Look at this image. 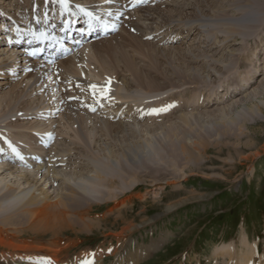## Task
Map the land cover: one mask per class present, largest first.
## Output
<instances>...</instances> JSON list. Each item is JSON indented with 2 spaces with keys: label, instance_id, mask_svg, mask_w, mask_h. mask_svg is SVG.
Returning <instances> with one entry per match:
<instances>
[{
  "label": "rangeland",
  "instance_id": "rangeland-1",
  "mask_svg": "<svg viewBox=\"0 0 264 264\" xmlns=\"http://www.w3.org/2000/svg\"><path fill=\"white\" fill-rule=\"evenodd\" d=\"M187 1L199 3V8L187 9L179 18L181 22L197 20L193 25H197L198 36H179L181 30L176 29L189 27L180 23L157 36L159 41L171 36L164 35L168 32L175 33V38L179 36L172 48H156L150 39L145 48H129L138 58L143 78L126 71L123 63L115 65L112 52L104 46L100 56L117 66L116 77L111 75L108 80L115 84L116 79L118 86L111 88L113 84L109 85L107 80V87L103 88L110 87L113 92H108L107 97L96 93L88 98L83 87L79 90V83L66 85L71 91L67 94L83 95L81 100L94 102L107 111L102 116L115 114L108 110L116 108L119 101L110 103L109 99L123 85L122 93L128 98L121 102L151 111L150 122L143 124L152 129L126 134L127 131L119 136L105 134L100 137L103 144L99 148L95 144L93 149L79 147L83 164L89 167L84 173L89 174L95 170V164L101 163L107 167L104 172L109 179L101 183V193L94 198L92 215L99 221L98 226L80 234L62 235L77 245L60 254L59 264L78 261L84 252L93 251L99 256L101 253L96 251L101 247L111 250L110 241L115 238L110 234L126 227L127 232L133 233L122 248L131 254L137 253L140 245L168 238L162 248L141 264H217L215 250L232 244L239 255L247 235L251 238L248 247L258 242L262 246L259 256L264 254V0ZM166 13L155 20L154 27L161 31L165 29L162 22L169 17ZM177 13L175 10L170 17ZM185 40L189 42L183 43ZM192 55L200 56L197 63L191 62ZM97 64L94 63L96 69L101 65ZM149 77L155 78L156 86L143 81ZM62 82L66 84L68 77L64 76ZM233 88L239 93L230 96L236 93ZM26 93L29 94L27 91L23 96ZM12 100L11 105L18 109L31 98L24 96L18 103L17 99ZM8 104L4 102L2 106L4 113L10 108ZM120 106L125 108L124 104ZM165 107L167 111H154ZM4 113H0V127L19 116L5 117ZM0 138L4 142L1 134ZM190 141L204 144L205 149L199 147L196 152ZM184 145L198 160L191 161L182 150ZM3 178L11 179L6 175ZM60 184L51 191L62 192ZM15 185L20 187L18 182ZM26 185L17 192L27 189ZM5 198L1 193L0 200ZM110 250L105 254V264L115 260Z\"/></svg>",
  "mask_w": 264,
  "mask_h": 264
},
{
  "label": "bare ground",
  "instance_id": "bare-ground-1",
  "mask_svg": "<svg viewBox=\"0 0 264 264\" xmlns=\"http://www.w3.org/2000/svg\"><path fill=\"white\" fill-rule=\"evenodd\" d=\"M61 1H65L70 10L78 6L89 7L96 11L105 21L117 28V34L96 40L91 39L81 50L56 61L54 64H46L41 59L28 57L27 48L24 45L16 48L12 47L10 42L14 32L23 35L21 33L34 31L36 28L35 18L41 21L47 17L52 23V13L58 10L59 0H51L48 5H45L46 0H0V28L3 27V24L14 26L11 31L0 34V113H4L2 106L5 102L9 103L8 108H10L2 114L3 116L12 115L15 117L19 115L16 120L0 127V129L3 128L0 134L4 141L7 138V142L3 145L0 142V154H2L1 150H4L3 155H0V194L6 196L4 200H0L2 201L0 213H3L0 214V264L18 261L29 264H59L60 254L77 245L73 240L63 239L62 235H76L87 228L93 229L98 226L99 221L97 222L92 215L96 204L94 198L95 195L101 193V183L107 182L109 179V175L104 172V168L107 167L101 163L95 164V170H91L89 174L84 173L88 166L83 164L79 147L93 149L95 144V147L99 148L103 144L100 137H105V134L119 136L127 131L126 134L152 129L149 125L143 124L146 120L150 122L151 111H145L146 108L139 106H129L127 104L129 102L126 101L125 103L121 102L128 98L122 93L123 82L114 97L112 94V98L109 99L110 103L119 101L116 108L108 110L115 114L110 113L104 116L101 113L107 111H102V108L92 101L89 104L86 102L87 100H81L83 95L67 94L70 90L66 85L79 83V90L83 87L85 92H83L84 90L82 92L88 93V98L94 97L91 85L94 84L105 89L103 87L107 85L105 82L108 77L111 75L116 77L117 66L114 64L119 67L123 63L126 71L138 75L140 79L143 78V70L138 64V58L136 59L135 54L129 50V48L132 49V45L138 48L144 45L145 48L147 42H150L148 39H150L156 48L166 50L174 47L179 42L178 37L182 34H185L183 38L188 39L194 35L198 36L197 25H193L197 20L193 21L188 18L189 20L186 21L190 22L186 23V21L181 22L179 17L187 9L199 8V3L193 5L187 0L183 3L179 2L180 4L174 3L175 1L171 2V0H145L144 2H141L143 0ZM164 6L165 8L162 9L161 7ZM160 8L161 11H159ZM204 9L205 7L200 11H204ZM175 10L179 14L170 17V13ZM164 12H167L165 15L169 17L162 22L165 29L163 28L161 31V28L154 27V24L157 16L161 17L160 14ZM180 23L184 27L185 25H189V27L176 29L181 30L177 38L174 36L175 33L173 35L168 32L164 35L171 36H165L160 41L157 39V36L162 32L169 31L171 27L181 25ZM33 38L34 36H32ZM113 38H116V43H113ZM130 41L133 43L129 45ZM185 42H189V40L183 41V43ZM104 46L109 47L108 51L112 52L114 64H109L105 58L100 56V50L105 49ZM199 58V55H192L190 60L192 63H197ZM216 61L213 64H218ZM93 62L96 65H98L97 63L101 64L97 66L98 69ZM63 67H66L67 70ZM29 70H32V73H29ZM65 71L68 73H64ZM64 76L68 77L66 84H62ZM91 78L92 80H89ZM102 80H106L103 82L105 84H101ZM143 81L149 86L157 84L153 77ZM114 82L115 84L111 82V85L113 84L111 88L118 86L116 79ZM126 84L127 82L124 83V86ZM236 88L231 90L234 91ZM20 90L22 94L19 92ZM27 91L30 96L27 93L24 96L31 100L24 102V105L18 109L11 105L12 99H17L18 103ZM238 93L237 91L236 93L232 92L230 96H235ZM123 104L125 108L120 106ZM65 110L68 113H64ZM10 128L13 131H10ZM190 144L194 146L196 152H199V147L205 149V145L200 142L190 141ZM182 150L191 161L198 160L191 151L186 149L185 145L182 146ZM13 153L21 155V160H15L12 156ZM5 175L11 178L10 181L3 178ZM17 182L21 188L26 184L28 188L17 192V190H21L20 187H15ZM5 183L6 185H3ZM58 183L63 185V191L55 194L51 189ZM116 207L121 208V204H117ZM128 230L129 227H126L121 232L110 234L115 238L110 241L111 250L110 247H101L96 251L101 253L99 256H95L93 251L84 252L79 255L78 261L63 263L105 264L107 256L105 254L110 250L115 257L112 264H141L162 248L165 240L168 239L163 238L159 242L153 241L151 244L140 245L137 248L138 252L131 254L122 248L123 245L129 243L130 240H127V237L133 233L127 232ZM46 237H50V239H46ZM249 241L251 238L247 235L241 242V244L244 243V247L239 255L235 252L232 244L219 247L215 250L214 255L216 263L264 264V254L259 256L261 255V244L256 242L253 246L248 247ZM200 264L204 263L200 262Z\"/></svg>",
  "mask_w": 264,
  "mask_h": 264
},
{
  "label": "snow or ice",
  "instance_id": "snow-or-ice-1",
  "mask_svg": "<svg viewBox=\"0 0 264 264\" xmlns=\"http://www.w3.org/2000/svg\"><path fill=\"white\" fill-rule=\"evenodd\" d=\"M32 54L35 55V53H32ZM108 84L109 85L111 84V80L108 81ZM91 87L94 90L93 91V95H96V93H99L101 96L107 97L108 92L111 91L110 87L107 88V89H102V88H100V87H98L97 85H94V84L91 85ZM93 110H95V109H93ZM154 111H157V112H159V111H167V107L161 108L159 110H154ZM85 264H91V262H85Z\"/></svg>",
  "mask_w": 264,
  "mask_h": 264
}]
</instances>
